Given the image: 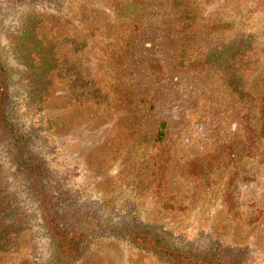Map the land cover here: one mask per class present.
<instances>
[{"label":"rangeland","instance_id":"obj_1","mask_svg":"<svg viewBox=\"0 0 264 264\" xmlns=\"http://www.w3.org/2000/svg\"><path fill=\"white\" fill-rule=\"evenodd\" d=\"M195 1L187 27L172 0H146L124 51L118 0H0L4 117L43 167L19 170L0 124V264L49 263L46 197L66 224L97 213L264 264V0ZM74 264L170 263L104 237Z\"/></svg>","mask_w":264,"mask_h":264},{"label":"trees","instance_id":"obj_2","mask_svg":"<svg viewBox=\"0 0 264 264\" xmlns=\"http://www.w3.org/2000/svg\"><path fill=\"white\" fill-rule=\"evenodd\" d=\"M172 6L178 11L187 27H196L199 9L195 0H172ZM116 8L120 13L118 20L123 24L119 30L115 31L116 40L113 46L119 50H131L140 34L141 26L145 25L146 0H118ZM28 29V45L41 56L43 53L47 55L44 62L47 66L50 63V51L41 46L33 31L34 28L29 27ZM2 78L3 70L0 65V124H4L12 136V143L16 149L15 156H18L15 164L19 170H29L32 166V169L36 168L33 174L43 177V167L33 166L37 165L34 159L38 157L33 152L32 141L20 128L11 124L8 116L4 117L3 101L4 98L6 99L7 91ZM166 130L165 123L159 126L155 137L156 144H162L165 141ZM135 137L136 135L133 134L131 139ZM40 201L44 223L53 249L48 264H74L81 259L87 247L104 237L123 238L140 250L154 254L170 264H246L245 254L232 247L212 244L200 248L190 244H179L155 227L132 223L112 225L104 221L97 213L83 214L81 217L76 215L79 219L75 220L74 224L68 222L66 224L63 220L65 215L60 216L55 211L58 207L52 206L47 201V197L40 198Z\"/></svg>","mask_w":264,"mask_h":264}]
</instances>
